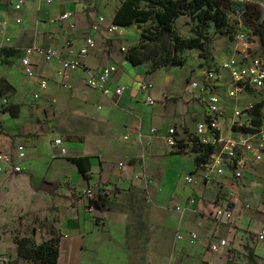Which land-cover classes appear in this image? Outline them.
<instances>
[{"label": "crops", "instance_id": "1", "mask_svg": "<svg viewBox=\"0 0 264 264\" xmlns=\"http://www.w3.org/2000/svg\"><path fill=\"white\" fill-rule=\"evenodd\" d=\"M15 2L0 0V108L7 100L6 106L21 111L17 118L0 115L3 132L11 138H0V151L17 156L24 147L26 157L21 173L0 174V264H43L18 260L15 228L25 215L38 228V242L51 236L45 220L60 237L55 264H140L135 252L152 257L146 264H264V240L259 239L264 231V163L248 154L241 178L229 169L206 182L193 151L207 109L190 84L207 85L204 68L213 69L236 50L221 41L210 48L208 60L198 50L187 51L184 67L149 73L150 66H133L127 50L122 51L129 38L122 32L129 29L106 31L124 0H27L21 10ZM65 14L72 18L61 20ZM99 16L106 23L95 34L97 47L86 65L95 72L117 66L107 84L109 95L89 87L83 70L74 71L72 89H64L58 76L61 59L46 62L33 56L36 75L25 73L27 48L54 47L66 58L69 45L79 49ZM41 79L48 82L46 89L40 88ZM144 81L154 84L153 105L141 92ZM209 86L223 97L224 128L230 119L222 94L230 88L228 72L221 71L218 82ZM118 88H123L120 95ZM172 128L183 141L182 150L166 143ZM235 134L226 133L240 137ZM74 158H89V179ZM92 187L109 194L107 210L89 208L84 192ZM228 202L235 220L215 219V207ZM189 233L198 234L196 244L187 241ZM222 240L229 245L211 252L210 245Z\"/></svg>", "mask_w": 264, "mask_h": 264}, {"label": "built area", "instance_id": "2", "mask_svg": "<svg viewBox=\"0 0 264 264\" xmlns=\"http://www.w3.org/2000/svg\"><path fill=\"white\" fill-rule=\"evenodd\" d=\"M27 0H16L15 9L21 10ZM242 1V0H237ZM72 18V14H65L61 20L67 21ZM19 22V21H18ZM106 19L99 16L97 21L92 25V34L84 39L83 45L79 49H74L69 45L68 56L61 58L59 52L54 47L43 48L40 46L29 47L25 50V57L22 60L25 73L34 76L35 71L31 63V57L39 56L44 61L50 62L54 59H61L62 67L58 71L61 79V86L64 89H72L71 76L76 70H83L87 75V84L92 89L98 90L105 95H109L111 91L107 88V84L114 73L117 72L116 65H108L100 72L91 70L86 65V59L97 47L95 34L99 33L102 26H105ZM73 28V26H72ZM108 34H115L122 31L123 28L110 24L105 27ZM256 35L253 30L246 29L242 24L236 33L237 49L236 55L231 56L220 65L206 72V81L216 84L221 78V71H226L230 77V88L228 89V98L238 100L239 94L246 93L249 89L264 91V60L260 56L253 54V46L255 44ZM125 52L126 49L122 48ZM48 82L41 79L40 88L46 89ZM141 92L148 104H155L151 92L154 84L149 81L141 83ZM192 92H199L201 100L206 106L207 114L203 123L197 127L198 141L200 145H211L214 147L212 161L201 170L204 181H213L215 178L224 176L229 169H232L236 178H241L247 166V155L252 154L256 163H264V115L262 123L259 126L254 125L255 116L252 113L253 105L248 108H233L230 118L231 127L238 128L239 138L228 137L221 126V118L223 116V97L215 92L213 86H207L205 83L192 82L190 84ZM123 88H118L115 93L122 94ZM35 99L40 97L39 93L33 96ZM8 104L7 100H3V105ZM1 116H0V125ZM156 132V130H153ZM167 145L170 148H177L183 145V141L179 137L177 130L172 128L165 136ZM61 141H57L59 144ZM26 150L24 147L19 149L17 156L11 153L0 151V174L12 176L23 171L21 160L25 159ZM140 177V176H139ZM188 182L192 183L193 178L189 177ZM96 192L95 189L88 188L84 192V196L89 200L93 199ZM179 210V209H178ZM212 216L221 221L233 222L235 220V212L231 208L230 202L226 205L216 206ZM68 236H66L67 238ZM179 239H184L178 236ZM187 241L190 244H196L199 236L197 233H189ZM260 240H264V231L259 235ZM229 245L228 240H222L218 243L210 245V251L219 253L223 248Z\"/></svg>", "mask_w": 264, "mask_h": 264}, {"label": "trees", "instance_id": "3", "mask_svg": "<svg viewBox=\"0 0 264 264\" xmlns=\"http://www.w3.org/2000/svg\"><path fill=\"white\" fill-rule=\"evenodd\" d=\"M181 17H189L196 23L191 27V37L179 34L176 22ZM112 24L123 29L138 26L142 29L141 42L156 45L166 42V45L152 54L146 52L141 44L127 52V60L135 67L150 62L149 73H154L161 68L184 67L187 63L184 54L187 51L198 50L201 52L200 57L208 60L210 46L213 43L210 34L212 28L215 34L227 36L232 41L236 40L235 30L230 26L229 13L221 0H124L116 11ZM254 33L264 51V22L254 29ZM210 84V81L207 82L208 86ZM263 110L264 101L253 105L255 126L262 123ZM20 111L21 107L17 105L3 106L0 108V115L17 118ZM0 138L11 139L3 132L2 124L0 125ZM183 147L182 145L180 150ZM193 151L197 154L196 166L203 169L211 163L215 150L211 145H200L196 142ZM71 161L78 166L86 179L90 178L89 158H74ZM108 198L109 194L99 189L94 198L89 199V208L107 210ZM43 225L48 227L51 236L42 238L41 242H38L35 234L15 239L18 247V260L43 264H55L59 260L60 237L57 236L55 230L51 229L48 221L45 220Z\"/></svg>", "mask_w": 264, "mask_h": 264}, {"label": "rangeland", "instance_id": "4", "mask_svg": "<svg viewBox=\"0 0 264 264\" xmlns=\"http://www.w3.org/2000/svg\"><path fill=\"white\" fill-rule=\"evenodd\" d=\"M223 6L226 8L227 12L229 13V20H230V26L235 30V34L237 31L240 29V25L242 24L246 29L253 30L257 27L263 24L264 22V0H242V1H237V0H221ZM196 23L190 19L189 17H181L177 22H176V28L179 32L184 37H191L192 36V31L191 27H193ZM124 35H126L128 38V41L126 44H124V48L127 50V52L132 49L134 46L141 44L142 48H145L146 52H149L150 54L154 53L158 49L162 48L164 45H166V42L159 43L158 45L156 44H150V43H145L141 42V33L142 29L139 28L138 26H134L133 28L126 30V32H122ZM210 34L213 38V43L210 46V48H217L218 46L216 45L218 42H225L228 47H232L234 50L237 49V42L236 40L233 42L229 37L227 36H222L220 34H215L214 28L210 30ZM254 52L253 54L255 56H260L264 60V51L261 49L260 45L258 44V38L256 37L255 39V44L253 46ZM186 53V52H185ZM232 56V55H231ZM230 56V57H231ZM184 57V56H183ZM227 56V58H230ZM148 66L151 65L150 62L147 63ZM205 67V65L203 66ZM204 71H206V68H204ZM222 94L224 96L225 100V109L229 107L230 105V110L227 111L226 117L231 118L233 108H248L251 105H254L256 103L264 101V91H258L254 89H249L246 91V93L239 94L238 100H231L228 98V90L224 89L222 90ZM250 95V97H247V95ZM247 98L248 100L243 103V99ZM263 115H264V110H263ZM225 134H229L233 132L238 133V128L237 127H231L230 119L227 125L223 128ZM236 135V134H235ZM239 135V134H237ZM236 135V136H237ZM238 137V136H237ZM262 182L264 183V179H262ZM26 216H31V215H25ZM25 217L21 218L20 223L21 227H16L15 228V239L17 237H22L23 235L25 236H30L32 234H37L39 231L35 228V223H28L25 219ZM27 222L26 225H24V222ZM19 221H17L15 224L17 225ZM19 229V231H18ZM136 261L140 264H146L148 261L151 262L152 257L149 256L147 253H142L140 254L139 252H135L134 254Z\"/></svg>", "mask_w": 264, "mask_h": 264}]
</instances>
